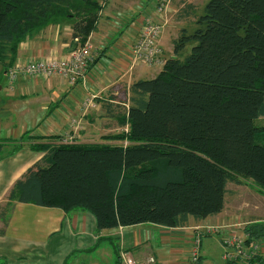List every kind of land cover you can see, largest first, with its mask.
Here are the masks:
<instances>
[{"label":"trees","instance_id":"trees-1","mask_svg":"<svg viewBox=\"0 0 264 264\" xmlns=\"http://www.w3.org/2000/svg\"><path fill=\"white\" fill-rule=\"evenodd\" d=\"M101 8L99 0H0V68L15 65L21 42L64 19L72 22V49L84 44ZM174 54L155 77L132 83L127 109L115 113L106 104L127 131L102 142L52 136L59 142L30 145L44 155L0 204V234L16 202L86 209L102 230L203 221L224 210L230 182L264 193V143L257 141L264 125L256 124L264 116V0H209L196 29L174 41ZM245 230L246 243L264 238V222Z\"/></svg>","mask_w":264,"mask_h":264},{"label":"crops","instance_id":"crops-1","mask_svg":"<svg viewBox=\"0 0 264 264\" xmlns=\"http://www.w3.org/2000/svg\"><path fill=\"white\" fill-rule=\"evenodd\" d=\"M99 1L102 8L96 29L89 36L99 55L89 65L86 77L79 78L76 84L70 85L64 77L46 78L41 75L20 76L11 83L7 72L3 68L0 70L5 77L7 91V96L0 98V143L3 142L1 152L5 153L0 156V204L6 201L16 180L44 155L30 146L38 139L48 137V142L56 143L60 139L52 136H60L62 140L74 130L76 142L93 143L103 140L89 138L92 130L127 131L128 125L121 127L119 118L107 111L106 104L117 108L115 113L120 107L127 109L128 97L121 100L120 94L127 96L134 81L153 78L162 69V66L142 63L132 65L131 48L139 38L144 20L150 17L157 23L166 21L160 41L164 57L169 58L175 55L174 41L182 30L192 33L196 29L197 17L207 4V0H171L164 18L156 11V0ZM72 33V22L67 19L47 25L20 43L15 64L68 54L72 50ZM3 86L0 81V91ZM91 95L97 96L96 106L84 110V101ZM15 118L18 119L16 122ZM109 119L117 123L105 125ZM26 135L27 138L33 137L26 140ZM19 144L22 147L18 151L6 153ZM230 184H236L245 191L246 197H243L240 207L228 205V194L235 196L240 192L231 190ZM229 185L222 212L203 221L192 219L184 227L142 223L100 230L96 217L86 209L68 212L59 207L16 202L9 224L4 234H0V258L3 260L0 263L123 264L121 254L125 251L143 263L154 256L156 262L150 264H188L196 226L210 223L233 227L239 217L246 225L264 222V193L254 189L248 181L230 182ZM252 198L255 201H251ZM235 230L226 228L224 231ZM222 234L221 230L219 240L224 247ZM260 255L259 261L264 262V253ZM201 263L205 264L202 251Z\"/></svg>","mask_w":264,"mask_h":264},{"label":"built area","instance_id":"built-area-1","mask_svg":"<svg viewBox=\"0 0 264 264\" xmlns=\"http://www.w3.org/2000/svg\"><path fill=\"white\" fill-rule=\"evenodd\" d=\"M171 0H156V11L165 18L168 12ZM166 25L163 23L154 22L150 17H147L141 27L138 40L131 48L132 65L145 64L148 66H164L166 58L164 57V49L161 44V35ZM78 41V38H75ZM99 55L97 48L93 46L89 38L84 44L72 49L68 54L61 57L40 58L31 60L25 64H15L7 71L8 79L11 83L17 80L20 76H44L52 78L60 76L67 78L70 85L76 84L79 78H84L87 75L89 65ZM96 95H91L84 101V110L96 106ZM63 143L76 142L74 136H66L61 140ZM222 226L213 224H204L196 226V234L191 246V254L188 264H199L201 256V237L205 234L212 235L219 233ZM236 231V232H235ZM233 233L223 236L222 242L225 247L223 261L230 262L243 258L239 264H252L245 261L251 254L247 255L245 243L250 238V234L243 232L240 228ZM253 242L249 251H259L264 248V238ZM247 244V243H246ZM123 264H150L155 263L154 256H150L148 261L143 263L137 261L130 252L123 251L121 254ZM260 264L259 262H253Z\"/></svg>","mask_w":264,"mask_h":264},{"label":"rangeland","instance_id":"rangeland-1","mask_svg":"<svg viewBox=\"0 0 264 264\" xmlns=\"http://www.w3.org/2000/svg\"><path fill=\"white\" fill-rule=\"evenodd\" d=\"M209 0L206 1V3L208 2ZM205 5L204 4V8H205ZM204 8L202 9V13L204 11ZM197 42L195 41H191L189 42L185 49L179 54L180 58L182 60H185V58L190 54L191 50H192V47L196 44ZM168 55V53L166 54ZM91 66V65H90ZM1 70V68H0ZM5 77L3 76V72L0 73V81L3 83V87L4 89L2 91H0V98H5L7 96V91L5 89ZM120 98L121 100H125V98H127L126 94L122 93L120 94ZM92 108V107H91ZM13 116L15 115L14 112H12ZM15 120V122L18 120L17 118L13 119ZM108 123H117L114 119H109V120H106L105 121V125L108 124ZM256 124L257 125H264V116H261L259 118L256 119ZM119 131H122V130H118V129H105V130H92V132L94 134H92V132L90 131L89 133V138H92L94 140H103L104 139V136L108 135V134H113V133H116V132H119ZM126 131V130H125ZM70 133H72L70 136H76L77 134L74 132V130H72ZM28 135V134H27ZM27 135L25 136V139L27 140ZM91 139V140H92ZM259 143H264V139H260L258 138L257 140ZM236 184H230L229 185V188H231V190H238L240 191L237 195L233 196L232 194H228L227 196V202H228V205L229 207L231 206H236V207H240V205L242 204V199L243 197L245 198V191L243 190L242 187H237L235 186ZM243 190V191H241ZM244 195V196H243ZM250 200V198H248ZM251 201H255V198H252ZM239 215V214H238ZM237 215V216H238ZM239 219H241L239 217ZM232 225L233 227H229L230 225H226V224H223V225H219V226H222L221 230L223 232L222 234V239H223V236H226L230 233H233V232H225L224 230L226 228L228 229H231V228H235V229H238L240 228L244 233L246 232L245 230V223H242V219L239 220ZM213 225H218V224H213ZM221 232V231H220ZM220 232L219 233H214L212 234L211 236H203L202 240H203V243H202V248H201V251L205 257V264H225V261H223L222 257H223V253H224V247L222 246V243L220 242ZM236 232V231H235ZM259 239H256L254 241H251L250 243H245V246H246V252H247V255L248 254H251L249 258H245V261H249V259L251 261H253L256 256L258 255V253L262 254L264 253V248L263 249H260L258 252L257 251H249V248L252 247V243L253 242H259L258 241ZM261 240V238H260ZM97 256V255H96ZM254 258V259H253ZM5 259V258H4ZM243 260V258H239L238 260L234 261L236 262L237 264L241 263V261ZM2 258H0V262H2ZM250 261V262H251ZM259 262L260 264H262V262H260L258 259L257 260H254L253 262ZM200 262V261H199ZM231 262V261H230ZM251 262L252 264H255ZM1 264V263H0Z\"/></svg>","mask_w":264,"mask_h":264},{"label":"bare ground","instance_id":"bare-ground-1","mask_svg":"<svg viewBox=\"0 0 264 264\" xmlns=\"http://www.w3.org/2000/svg\"><path fill=\"white\" fill-rule=\"evenodd\" d=\"M166 60H167V58H166ZM163 67V66H162Z\"/></svg>","mask_w":264,"mask_h":264}]
</instances>
